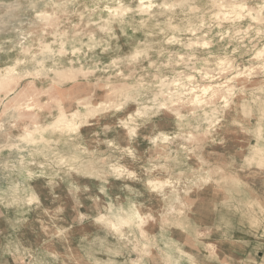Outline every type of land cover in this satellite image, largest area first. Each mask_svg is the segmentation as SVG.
<instances>
[{"label": "rangeland", "instance_id": "rangeland-1", "mask_svg": "<svg viewBox=\"0 0 264 264\" xmlns=\"http://www.w3.org/2000/svg\"><path fill=\"white\" fill-rule=\"evenodd\" d=\"M123 1L110 17L114 0H0V73L43 91L21 119L0 88V264H264V0ZM189 76L210 86L201 104L176 86ZM61 106L71 127L53 125ZM36 122L45 136L21 142Z\"/></svg>", "mask_w": 264, "mask_h": 264}, {"label": "bare ground", "instance_id": "bare-ground-1", "mask_svg": "<svg viewBox=\"0 0 264 264\" xmlns=\"http://www.w3.org/2000/svg\"><path fill=\"white\" fill-rule=\"evenodd\" d=\"M114 1L116 2L117 6L115 8L109 7V12L111 13L110 17H116V16L118 17L119 15L120 16L124 15L126 12L130 11L128 6L124 4L123 0H114ZM138 2H139L138 11L141 12V14H149V15L152 14V11H153L154 7L163 6V8L164 7L166 8L169 5V3H163L161 5H159V4L156 5V4H154L153 0H138ZM213 2L219 3V6H220L221 9H225V8H227L230 5L234 9H239L240 8L242 10L243 9H248L250 11H254V9H250L245 4H243L242 0L241 1H238V0H234V1L233 0H213ZM172 6H173V4H172ZM98 10L100 11V9H98ZM223 14H225V13H223ZM38 15H40V17H43L45 14L44 15L43 14H38ZM253 17H256V16H253ZM105 22H107V20ZM46 48H48V50H51L49 45L46 46ZM255 55H256V57L259 60H261L263 62L262 67L264 68V46L261 49H259L258 51H256ZM230 64L228 65V63H226L224 61V59H222V58L220 59L219 65H223L226 70L232 68V67H230ZM238 71H241V72H238L233 77V79H235L237 77L241 78L242 75L245 74V73H250L251 74L252 67H250V66L249 67H245L244 70L242 68V69H238ZM209 73L210 72H208V73L206 72L205 77L208 78L211 81V80H213V75L211 74L212 75L211 76ZM65 74H66V70L65 69L59 70L56 73L58 78L61 77V76H64ZM15 78H19V76L17 74L16 65H12V66L7 67L3 74L0 73V88L1 87L2 88H8V87H10L12 85V87H11L12 89H10V91H14L15 88L20 83V81L17 80V79H16L15 83H12L13 81H15ZM59 79H61V78H59ZM229 82H232V80H230ZM225 83H228V82H225ZM176 86H179L181 88L183 87L184 90H186V92L183 91V95L185 97L191 95V100L195 104H201L202 101H203L202 95L200 93H203L205 95V94H209V92H210V86L199 85L195 80H193V78L191 76L186 78L185 82L176 84ZM224 86L227 87L225 91L229 95L232 94L234 89H236V86L230 85V83L227 84V85H224ZM242 87H244V86H242ZM257 88H259V87H257ZM256 90H258V89H256ZM42 92L43 91H39V89H37V87H35V85H33V84H28L27 86L19 88L16 91L14 99H13V102L16 101L15 104H17V106H18L17 110H18L19 117L21 119L33 116V114H31V112H32V108H34V107L31 106V103L34 102L40 96V94ZM253 92H254V90H253ZM179 94L181 95V93H179ZM223 98H224L225 102L227 103L228 102L227 101L228 96L226 95ZM223 98H222V100H223ZM69 100H73V98H71L69 95L64 94L63 96H61V99L58 102L61 103V102L69 101ZM74 100L76 101V99H74ZM162 105H164V103H162ZM59 111H60V115L58 117V120L53 125L54 126L55 125H58V126L60 125V126H63V127L64 126L71 127V123H72L71 121H73V120H71L70 117H68L66 115L67 114V110L65 109V107L61 106L59 108ZM47 126H49V125H47ZM25 128H26L25 133L20 136L21 142L23 141L26 144L35 143L36 140L38 139V137L41 138V137L45 136L44 134H45V131H46V125H40L38 122H36V123H34L32 125H26ZM135 132H136V129L132 128V129H130L129 133L130 134H135ZM162 136H166V135L162 134ZM164 140H168V138H165ZM166 144H168V143H166ZM17 147H18V145H17ZM13 149H15V148H13ZM19 150H22V148L20 149V145H19ZM260 160L262 161L264 159H260ZM109 170L114 172V173H116L118 178H121L122 176H124V174H126L125 167L122 164H120L119 161L118 162L117 161L116 162H114V161L110 162ZM173 182L174 181H172L170 179L164 180V182L161 183L160 187H158L156 189V192H160V193H162L164 195V192H165L167 186L174 187L173 186ZM177 188H178V186H177ZM189 192H190V190H188L187 193L186 192L185 193L188 194ZM171 193H172L171 198L170 197L168 198L166 195L164 197H165V199H167V204H170L171 206L176 208L175 214H177V216L180 217L184 213H183L182 210L178 209L176 206L180 205V206L184 207L186 203H185L183 197H181L180 194L178 193V189L173 190ZM30 199L34 200V199H37V197L32 195ZM167 210L170 211L172 209L167 208ZM254 220H257V219H254ZM93 221L95 222V224H97L98 226L102 227V229H104V230L110 229V230L114 231L115 233L117 232V234H119L118 237L120 236L121 239H123L124 234H122V232H121L122 226L120 224H118V223H114L113 221H111L107 214L101 213L99 216L94 218ZM166 222H165V224H166ZM182 223H184V222H182ZM182 225L185 226V224H182ZM179 250H180L181 254L185 253L180 248H179ZM176 264H182V262L177 261Z\"/></svg>", "mask_w": 264, "mask_h": 264}]
</instances>
